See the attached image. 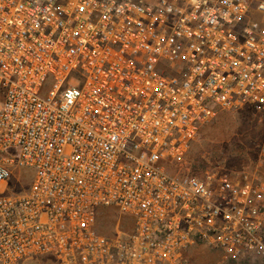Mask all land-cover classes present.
Instances as JSON below:
<instances>
[{
  "label": "built area",
  "instance_id": "2783aa9c",
  "mask_svg": "<svg viewBox=\"0 0 264 264\" xmlns=\"http://www.w3.org/2000/svg\"><path fill=\"white\" fill-rule=\"evenodd\" d=\"M244 111L264 0H0V264H264V140L251 174L187 166Z\"/></svg>",
  "mask_w": 264,
  "mask_h": 264
},
{
  "label": "rangeland",
  "instance_id": "374dc122",
  "mask_svg": "<svg viewBox=\"0 0 264 264\" xmlns=\"http://www.w3.org/2000/svg\"><path fill=\"white\" fill-rule=\"evenodd\" d=\"M264 140V119L251 112H221L191 149L188 168L196 175L226 174L238 178L242 173L256 170L259 148ZM18 175L25 177V172ZM26 187L23 182L18 190ZM110 231V230H109ZM184 264H263L257 260L232 263L214 249L194 247L186 255Z\"/></svg>",
  "mask_w": 264,
  "mask_h": 264
},
{
  "label": "trees",
  "instance_id": "16d2710c",
  "mask_svg": "<svg viewBox=\"0 0 264 264\" xmlns=\"http://www.w3.org/2000/svg\"><path fill=\"white\" fill-rule=\"evenodd\" d=\"M103 221L107 227V230L111 231L115 228L117 224V214L115 212H107L105 213ZM122 228L125 229V225H123Z\"/></svg>",
  "mask_w": 264,
  "mask_h": 264
}]
</instances>
